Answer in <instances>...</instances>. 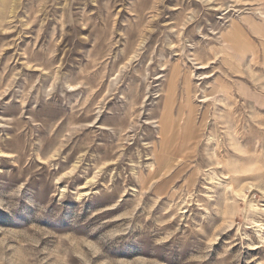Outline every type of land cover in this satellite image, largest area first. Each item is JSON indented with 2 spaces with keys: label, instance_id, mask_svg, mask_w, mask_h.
I'll return each instance as SVG.
<instances>
[{
  "label": "rangeland",
  "instance_id": "rangeland-1",
  "mask_svg": "<svg viewBox=\"0 0 264 264\" xmlns=\"http://www.w3.org/2000/svg\"><path fill=\"white\" fill-rule=\"evenodd\" d=\"M261 13L0 0V264H264Z\"/></svg>",
  "mask_w": 264,
  "mask_h": 264
},
{
  "label": "bare ground",
  "instance_id": "bare-ground-1",
  "mask_svg": "<svg viewBox=\"0 0 264 264\" xmlns=\"http://www.w3.org/2000/svg\"><path fill=\"white\" fill-rule=\"evenodd\" d=\"M263 19H264V13H261ZM231 35H224V45L228 50H232L230 48V39H231ZM254 50V49H253ZM222 52V51H221ZM211 53V52H210ZM224 53V52H222ZM253 53V52H252ZM196 56V54H195ZM213 56V55H212ZM197 57V56H196ZM214 57V56H213ZM253 58V57H252ZM197 60V59H196ZM222 62V61H221ZM223 63V62H222ZM205 65V63H204ZM201 66V65H200ZM206 66V65H205ZM175 70V69H174ZM192 74V73H191ZM178 76V75H177ZM176 76V77H177ZM175 75H173V79L176 78ZM172 82V81H171ZM170 84V82H169ZM172 85V84H171ZM242 88V87H241ZM243 91L245 90L244 88H242ZM168 91V89H167ZM221 93L223 94V96H226L227 98L229 97V86L226 83H222L220 81L217 82V84L215 86H212V91L210 92H206L203 95V100L200 99L202 102H206V99L208 96L214 94V93ZM174 93V92H173ZM255 101L258 103V94H256V96L254 97ZM226 100V99H225ZM226 105V104H225ZM227 106V105H226ZM254 106V105H253ZM165 107V106H164ZM233 107V105H232ZM231 108V107H230ZM255 108V107H254ZM166 110V109H165ZM230 111V110H229ZM231 111H233L231 109ZM170 112V111H169ZM165 113H167L165 111ZM229 113V112H228ZM230 114V113H229ZM178 117H179V121L181 122V125L178 126L179 129L182 130L183 133V141L181 144H186V143H191L193 140L197 141V139L200 137V131L201 128L204 126L203 124L205 123V121H207L208 119V115H207V110H204L201 114V121L199 123V125H197L196 123V109L195 107L191 104V100L188 98L181 104V109H179L178 111ZM133 118V117H132ZM223 118V117H222ZM159 123V122H158ZM208 123V122H207ZM237 124V123H236ZM161 125L163 127V129H167L170 128L173 130L174 129V124H173V118H171L168 115H164L161 121ZM234 126V125H233ZM263 127V126H262ZM160 130V129H159ZM161 132V131H160ZM162 133V132H161ZM161 135V134H160ZM194 141V142H195ZM257 141V140H256ZM213 146V145H212ZM183 148V147H182ZM184 150V148H183ZM217 152V151H216ZM212 153V152H211ZM214 153V152H213ZM228 154V153H227ZM214 156V155H213ZM227 157V156H226ZM225 160V159H224ZM151 165V164H150ZM217 165V164H216ZM219 165V164H218ZM152 168V167H151ZM153 169V168H152ZM230 169V168H229ZM224 170V169H223ZM228 174V173H227ZM231 182V181H230Z\"/></svg>",
  "mask_w": 264,
  "mask_h": 264
}]
</instances>
